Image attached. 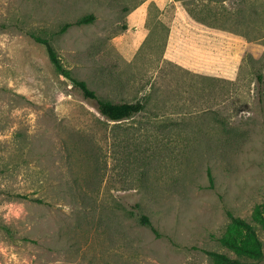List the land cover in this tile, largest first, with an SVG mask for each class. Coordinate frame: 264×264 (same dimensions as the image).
<instances>
[{"label": "rangeland", "instance_id": "obj_1", "mask_svg": "<svg viewBox=\"0 0 264 264\" xmlns=\"http://www.w3.org/2000/svg\"><path fill=\"white\" fill-rule=\"evenodd\" d=\"M144 1L0 0V264L255 262L218 239L264 201V0H173L216 32L208 72L180 33L168 48L173 7L129 22ZM29 33L143 110L101 115Z\"/></svg>", "mask_w": 264, "mask_h": 264}, {"label": "trees", "instance_id": "obj_2", "mask_svg": "<svg viewBox=\"0 0 264 264\" xmlns=\"http://www.w3.org/2000/svg\"><path fill=\"white\" fill-rule=\"evenodd\" d=\"M95 18L93 14L84 15L76 20L77 24H84L92 21ZM70 26V23H66L61 30ZM29 35L36 41L43 44L46 48L48 58L54 67V70L60 75L71 80L73 85L79 89L84 98L94 100L98 112L112 121H118L125 118H129L136 113L143 110L144 104L140 100L133 102H113L110 100L102 99L97 96L94 90L89 88L84 80L77 79L72 76L69 69L64 67L58 54L51 45L48 38L41 37L35 33H29ZM259 79L261 76L258 77ZM230 218L229 224L226 228L224 235L219 237L221 245L225 246L229 250L233 251L239 257H246L251 260L259 261L263 257V245L259 238L255 225L264 228V201L253 207L251 221L245 220L240 217L233 216L228 212ZM141 222L148 226H151L149 219L142 215ZM209 255L213 258L216 264H241L239 258H231L230 256L215 251H209ZM247 263V264H254Z\"/></svg>", "mask_w": 264, "mask_h": 264}, {"label": "crops", "instance_id": "obj_3", "mask_svg": "<svg viewBox=\"0 0 264 264\" xmlns=\"http://www.w3.org/2000/svg\"><path fill=\"white\" fill-rule=\"evenodd\" d=\"M172 4V5H171ZM151 5L157 8L159 11H165L166 8L170 6L173 7V16L170 22V34L168 48L170 49L175 40V34L180 33L183 35L185 41L191 44L193 54L197 55L200 53L204 57L198 58L193 63V70L208 72L214 68V58L210 62L209 57H214V52L212 51V45L210 44V37L216 32L209 27L194 21L182 8L177 6V3L173 0H147L141 2L135 6L128 15V20L131 24L141 25L148 22L149 19V8ZM151 18V17H150ZM149 33V28L147 27V35ZM139 34L142 35V30H139ZM221 34V33H220ZM224 35V34H223ZM225 36V35H224ZM189 47V46H188ZM208 58L209 62L206 60Z\"/></svg>", "mask_w": 264, "mask_h": 264}]
</instances>
